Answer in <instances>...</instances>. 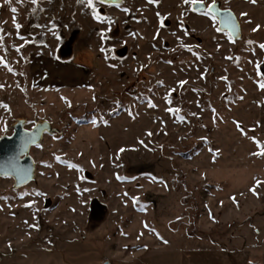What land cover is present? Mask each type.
Wrapping results in <instances>:
<instances>
[{"label": "rangeland", "instance_id": "1", "mask_svg": "<svg viewBox=\"0 0 264 264\" xmlns=\"http://www.w3.org/2000/svg\"><path fill=\"white\" fill-rule=\"evenodd\" d=\"M211 3L0 0V138L60 130L0 176V264L264 260V0H216L239 38Z\"/></svg>", "mask_w": 264, "mask_h": 264}, {"label": "water", "instance_id": "2", "mask_svg": "<svg viewBox=\"0 0 264 264\" xmlns=\"http://www.w3.org/2000/svg\"><path fill=\"white\" fill-rule=\"evenodd\" d=\"M107 3H119L121 0H103ZM222 29L228 30L235 38L241 36V27L231 9H213ZM27 119L17 118L12 124V134L0 138V176H10L14 186L21 187L36 176V162L30 153L32 146L40 143L45 133L53 134L60 130L46 120H36L33 128H27Z\"/></svg>", "mask_w": 264, "mask_h": 264}, {"label": "crops", "instance_id": "3", "mask_svg": "<svg viewBox=\"0 0 264 264\" xmlns=\"http://www.w3.org/2000/svg\"><path fill=\"white\" fill-rule=\"evenodd\" d=\"M244 253H233V257H224L221 252L203 248L197 254H191L183 264H264V260L255 261L244 257Z\"/></svg>", "mask_w": 264, "mask_h": 264}, {"label": "snow or ice", "instance_id": "4", "mask_svg": "<svg viewBox=\"0 0 264 264\" xmlns=\"http://www.w3.org/2000/svg\"><path fill=\"white\" fill-rule=\"evenodd\" d=\"M38 2H39V0H31V3H32L33 5H37ZM86 2H87V4H88L89 6H91V7L94 9V11H93V15L95 16L96 19H98V20H100V19H105V17L100 16V15L95 11L94 0H86ZM102 2H103V0H102ZM183 2H184V3L197 4V3H202V0H183ZM252 2L255 3V0H252ZM215 8H216V0H212V3H211L210 5H208V12H207V15L210 16L213 20H216V18H217L216 15H215V13H214V11H213V9H215ZM194 10H195V9H194ZM12 11H13V12H16L17 9H16V8H13ZM241 15H245V16H246L247 14H246V13H241ZM16 26L19 27L20 25L17 24ZM258 27H259V26H257V28H258ZM254 30H255V29H254ZM2 39H3V37L0 36V40H2ZM260 47H261V48H264V44H261ZM0 62H3V63H5V64H7V61H5L3 57H0ZM179 83L183 84V83H186V82L181 81V82H179ZM0 87H3V85H0ZM260 87L264 88V83H262V84L260 85ZM152 106H154V105H152ZM169 111H173V109L170 108ZM238 127H239V124H238ZM241 130L243 131V129H241ZM253 139L256 140L255 137H253ZM141 143H143V142L141 141ZM256 143H257L258 145H260V141L256 140ZM121 151H123V149H121ZM259 154H264V145H261V147H260V153H259ZM255 183H256V185H259V184L261 183V181L257 180ZM251 190L253 191L254 194H257V195H258V193L255 192V187H253ZM233 199H235V198L233 197ZM33 226H35V225H33Z\"/></svg>", "mask_w": 264, "mask_h": 264}, {"label": "flooded vegetation", "instance_id": "5", "mask_svg": "<svg viewBox=\"0 0 264 264\" xmlns=\"http://www.w3.org/2000/svg\"><path fill=\"white\" fill-rule=\"evenodd\" d=\"M194 7L195 8H204L205 6H204V4H202V3H197V4H194ZM216 7L217 8H221L220 6H219V4H217L216 3ZM221 9H227V8H221ZM234 12V11H233ZM235 13V12H234ZM236 15V14H235ZM217 16V15H216ZM236 17H237V15H236ZM237 19H238V17H237ZM219 20V19H218ZM238 21H239V19H238ZM239 24H240V22H239ZM240 27H241V25H240ZM33 128V127H32Z\"/></svg>", "mask_w": 264, "mask_h": 264}]
</instances>
